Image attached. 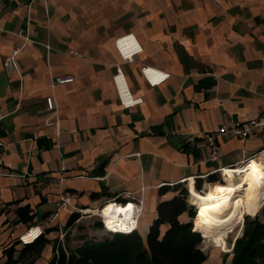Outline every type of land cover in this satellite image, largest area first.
Segmentation results:
<instances>
[{"label": "crops", "instance_id": "1", "mask_svg": "<svg viewBox=\"0 0 264 264\" xmlns=\"http://www.w3.org/2000/svg\"><path fill=\"white\" fill-rule=\"evenodd\" d=\"M127 33L143 46L132 61L115 44ZM14 47H22L20 70L8 75L3 61ZM144 65L170 76L152 86ZM117 66L143 103L121 105ZM67 75L74 81L52 86V76ZM52 94L58 121L47 108ZM261 118L264 0H0V264L12 246L19 257V237L34 226L46 242L17 264H51L60 233L80 218L70 224L78 211L60 206L62 192L94 213L107 201L143 196L138 230L146 238L158 204L192 181L199 191L226 186L222 167L264 162V127L246 141L219 135V161L208 159L204 136ZM26 205L29 222L18 217ZM179 219L193 220L188 211Z\"/></svg>", "mask_w": 264, "mask_h": 264}, {"label": "trees", "instance_id": "2", "mask_svg": "<svg viewBox=\"0 0 264 264\" xmlns=\"http://www.w3.org/2000/svg\"><path fill=\"white\" fill-rule=\"evenodd\" d=\"M188 197L189 189L184 187L172 199L161 201L157 207V218L146 238L139 230L110 232L109 236L100 239L85 240L74 249L59 245L54 249L51 264H202L208 254L200 245L203 240L201 232L196 229L193 220L183 222L179 219L185 211L192 219L196 216ZM18 217L20 221L29 222L34 215L26 205L18 208ZM79 217L80 212H75L70 224ZM165 223L170 226L162 233L161 226ZM45 242L42 234L26 244L17 258L14 246L6 249L8 260L5 264H17L24 254L42 248ZM231 264H264V221L258 214L254 218L246 216L244 232L236 240Z\"/></svg>", "mask_w": 264, "mask_h": 264}, {"label": "built area", "instance_id": "3", "mask_svg": "<svg viewBox=\"0 0 264 264\" xmlns=\"http://www.w3.org/2000/svg\"><path fill=\"white\" fill-rule=\"evenodd\" d=\"M17 34L23 37L25 39V42H29L33 40L30 37V35L25 33L23 30H20ZM115 44H116V48L118 52L120 53L121 57L127 61L134 60V57L143 51V46L139 42V40L137 39L134 33H127V34L117 37L115 40ZM21 49L22 47H14L11 53L5 56L3 64H4L5 70L8 73V75H12L14 72H19L20 66L18 62V56H19ZM71 52L73 55H76L78 57L84 56L82 53H80L79 51L75 49H73ZM141 70L146 80L152 86H156V85L163 83L170 76V73L165 72L157 67L150 66V65L142 66ZM113 78H114V83L116 85V89L118 92L120 103L123 107L131 108V107H134V106H137L143 103L144 98L142 96H135L133 94L128 84V81L126 79L125 73L123 72L121 66H117V70ZM74 79L75 77L73 75L59 76V77L52 76V86L54 87L57 84L72 82L74 81ZM46 103H47V108L53 112V114L56 117V121H58V106H57V102H56V98L54 94L46 98ZM262 127H264V118L250 119L246 121H233L230 125H227V126L223 125L216 130L205 133L204 136L207 142L208 159L212 161H219L222 158V147L218 141L219 135L223 133H232V134L239 136L243 141H246L248 137L256 133V131ZM1 144L2 143L0 140V146ZM250 161L251 160L243 161V165L239 168L229 167V169H226L225 167H222L221 170L223 171V175L224 176L226 175L224 173V171L226 170H233V171L238 172L240 168L244 167L245 165L250 164ZM61 180H64V177H61ZM188 189H189V196H190L191 194L190 188L188 187ZM112 201H114L115 203L117 202L116 200H112ZM107 202H110V201H107ZM130 202L133 204V217L129 219V222L127 224L128 228L124 229L123 231H119L115 227H108L107 223L102 217L105 228L108 231L115 232V233L116 232L131 233L139 229L140 219L143 214L144 207H145V199L143 196H141L136 199L128 200L126 202L120 201L118 203L124 204L126 206ZM60 206H71L73 208V211H78V212L84 210L81 207L73 205L68 199V197L63 192L61 193ZM43 233H44V229L41 226H34V227H30L27 231L21 234L19 239L22 244L26 245V244L32 243L35 238L36 239L39 238ZM31 235H33V238L27 239Z\"/></svg>", "mask_w": 264, "mask_h": 264}, {"label": "bare ground", "instance_id": "4", "mask_svg": "<svg viewBox=\"0 0 264 264\" xmlns=\"http://www.w3.org/2000/svg\"><path fill=\"white\" fill-rule=\"evenodd\" d=\"M241 171L228 170L226 186L215 187L214 183H210L207 190L202 192L195 188L192 181L190 187V201L201 211L198 230L213 237L227 251H230L227 241L229 233L244 222L246 213H253L264 204V162L252 159ZM107 203L95 213L104 216L108 227H115L119 231L127 229L129 219L133 217V204ZM33 235L27 239H32Z\"/></svg>", "mask_w": 264, "mask_h": 264}, {"label": "rangeland", "instance_id": "5", "mask_svg": "<svg viewBox=\"0 0 264 264\" xmlns=\"http://www.w3.org/2000/svg\"><path fill=\"white\" fill-rule=\"evenodd\" d=\"M242 193L243 191H241V194ZM188 199L190 201V197H188ZM189 203L191 204L192 202H189ZM107 204L108 203L106 204L103 203L98 209H102ZM263 205L259 207L253 213H246L245 219L247 215L254 218L258 214L261 220L264 221V213H263L264 206ZM195 206L196 205H194V207ZM200 212L201 211L199 210L197 206L196 216L193 219L197 230H198V227L200 226V223H199ZM245 219L243 223H239L235 227L234 231L230 232L229 235L227 236V241H228V246L230 247V251L222 249L219 242L216 241L213 237L206 236L204 235L203 232H202L203 234L201 233V235L203 236V240L200 245L202 249L208 254V258H209V260H207L208 263L214 261L216 264H231L233 257H234V247H235L236 240L240 236H242L244 232ZM109 235H110V231H108L105 228L102 217L99 214L94 213V212H87L83 210V211H80V218L74 223V225L70 229H68L67 226L66 228H64V233H60L58 240L66 248L74 249L78 245L82 244L85 240L100 239V238H103ZM26 260H28V257L25 258V261Z\"/></svg>", "mask_w": 264, "mask_h": 264}, {"label": "water", "instance_id": "6", "mask_svg": "<svg viewBox=\"0 0 264 264\" xmlns=\"http://www.w3.org/2000/svg\"><path fill=\"white\" fill-rule=\"evenodd\" d=\"M197 210V207L195 208V211Z\"/></svg>", "mask_w": 264, "mask_h": 264}]
</instances>
